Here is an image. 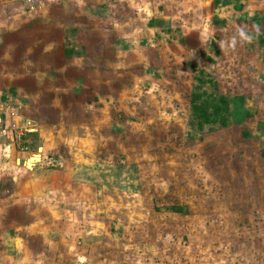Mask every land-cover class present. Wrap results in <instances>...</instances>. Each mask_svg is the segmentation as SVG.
<instances>
[{"label":"rangeland","instance_id":"374dc122","mask_svg":"<svg viewBox=\"0 0 264 264\" xmlns=\"http://www.w3.org/2000/svg\"><path fill=\"white\" fill-rule=\"evenodd\" d=\"M130 9L67 93L51 163L1 175L0 264H264V0Z\"/></svg>","mask_w":264,"mask_h":264},{"label":"crops","instance_id":"0c3cea01","mask_svg":"<svg viewBox=\"0 0 264 264\" xmlns=\"http://www.w3.org/2000/svg\"><path fill=\"white\" fill-rule=\"evenodd\" d=\"M108 1L0 0V178L6 172L2 178L6 175L14 181L17 172L29 170L32 173L36 163H44V160L51 163L47 157L52 155L49 144L52 136L63 129L59 122L65 119L63 104L67 93L74 86L89 88V71L103 66L104 46H114L115 50L121 47V41L116 43L117 38L106 44V32L102 30L109 23L115 34L124 35V28L131 31L136 21V12L130 8L135 4L141 7L148 4V0ZM109 5L111 9L106 7ZM90 29L101 31L98 45L89 38ZM71 32L84 41L85 50H59L61 42ZM92 65H96L94 69ZM104 81L98 77L92 82L100 88ZM93 95L99 102V92ZM18 140L23 142L21 151L15 147ZM37 142L41 146L36 145ZM33 146L45 153L26 152ZM29 156L39 158L28 166ZM47 193L50 198H60V194ZM34 197L43 199L42 194ZM4 256L7 254H0V259H5Z\"/></svg>","mask_w":264,"mask_h":264},{"label":"water","instance_id":"95a60500","mask_svg":"<svg viewBox=\"0 0 264 264\" xmlns=\"http://www.w3.org/2000/svg\"><path fill=\"white\" fill-rule=\"evenodd\" d=\"M38 150H40V147L38 148ZM32 155H38V154H32ZM32 155H31V156H32ZM31 156H29V158H31ZM38 158H39V157H38ZM26 161H27V160H26ZM26 161H25V162H26ZM24 165H25V164H24ZM25 166H26V165H25Z\"/></svg>","mask_w":264,"mask_h":264},{"label":"bare ground","instance_id":"6f19581e","mask_svg":"<svg viewBox=\"0 0 264 264\" xmlns=\"http://www.w3.org/2000/svg\"><path fill=\"white\" fill-rule=\"evenodd\" d=\"M30 160H38V158L37 157H33Z\"/></svg>","mask_w":264,"mask_h":264},{"label":"trees","instance_id":"16d2710c","mask_svg":"<svg viewBox=\"0 0 264 264\" xmlns=\"http://www.w3.org/2000/svg\"><path fill=\"white\" fill-rule=\"evenodd\" d=\"M200 110V109H199ZM203 117V119H204V116H202Z\"/></svg>","mask_w":264,"mask_h":264},{"label":"built area","instance_id":"2783aa9c","mask_svg":"<svg viewBox=\"0 0 264 264\" xmlns=\"http://www.w3.org/2000/svg\"><path fill=\"white\" fill-rule=\"evenodd\" d=\"M29 1V0H28Z\"/></svg>","mask_w":264,"mask_h":264}]
</instances>
